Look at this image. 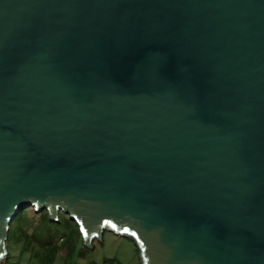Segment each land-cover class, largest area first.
Here are the masks:
<instances>
[{"label":"water","instance_id":"95a60500","mask_svg":"<svg viewBox=\"0 0 264 264\" xmlns=\"http://www.w3.org/2000/svg\"><path fill=\"white\" fill-rule=\"evenodd\" d=\"M30 207L264 264V0H0V264Z\"/></svg>","mask_w":264,"mask_h":264},{"label":"rangeland","instance_id":"374dc122","mask_svg":"<svg viewBox=\"0 0 264 264\" xmlns=\"http://www.w3.org/2000/svg\"><path fill=\"white\" fill-rule=\"evenodd\" d=\"M28 215L29 223L25 231L34 244H30L20 233L11 235L7 240L9 257L2 264H139L138 249L134 242L111 231H105L103 241L95 240L92 248H86L82 236L72 232V226L67 222L69 216L60 212L57 221H51L47 212H36L32 207L21 210ZM70 218V217H69ZM71 219V218H70ZM69 219V220H70ZM18 217L11 224L12 232L19 227ZM72 225V224H71ZM76 244L74 252L69 253L63 247L54 252L51 244H60L62 238ZM46 246V247H44ZM43 247V249H42Z\"/></svg>","mask_w":264,"mask_h":264},{"label":"trees","instance_id":"16d2710c","mask_svg":"<svg viewBox=\"0 0 264 264\" xmlns=\"http://www.w3.org/2000/svg\"><path fill=\"white\" fill-rule=\"evenodd\" d=\"M16 217H18V221H19V227L15 230V231H13L12 232V228L10 227V232H9V237L11 236V235H13V236H15V234L18 232V233H20L21 235H23L24 236V238H26V236L28 237V241H29V243L30 244H34V241L33 240H31L30 239V237L32 236L31 234L29 235L26 231H25V227L28 225V223H29V219H28V215H24V213H18L17 214V216ZM70 218L68 217V218H66V220H67V222H69L70 223V226H72V232H74L75 234H79L80 236H81V233H80V230H79V226H78V224L74 221V220H72V219H70ZM72 224V225H71ZM72 237H75V235H70V240L68 241V239L67 238H64V237H61L62 238V240H61V243L60 244H51V245H49V247L50 246H53V247H55L54 248V252H56L57 253V248H59V247H63L64 249H65V251L66 252H68L69 251V253H71L72 254V252H74L75 251V249H76V244H74L73 243V239H71ZM44 247H46V246H44ZM42 249H43V247H42Z\"/></svg>","mask_w":264,"mask_h":264},{"label":"snow or ice","instance_id":"6c2138e0","mask_svg":"<svg viewBox=\"0 0 264 264\" xmlns=\"http://www.w3.org/2000/svg\"><path fill=\"white\" fill-rule=\"evenodd\" d=\"M125 231H127V229H125Z\"/></svg>","mask_w":264,"mask_h":264}]
</instances>
